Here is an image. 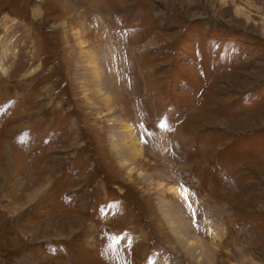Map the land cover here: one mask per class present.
Masks as SVG:
<instances>
[{"label":"rangeland","instance_id":"1","mask_svg":"<svg viewBox=\"0 0 264 264\" xmlns=\"http://www.w3.org/2000/svg\"><path fill=\"white\" fill-rule=\"evenodd\" d=\"M128 3L141 27L128 35L143 72L132 83ZM135 86L187 141L197 135L188 162L144 133ZM0 97L17 110L8 125L0 116V264H127L103 233L112 223L139 236L137 264H264V0H0ZM23 128L49 141L30 152ZM235 164L244 190L229 181ZM181 182L197 193L195 226ZM71 187L87 211L65 199ZM103 203L119 218L98 213Z\"/></svg>","mask_w":264,"mask_h":264},{"label":"bare ground","instance_id":"2","mask_svg":"<svg viewBox=\"0 0 264 264\" xmlns=\"http://www.w3.org/2000/svg\"><path fill=\"white\" fill-rule=\"evenodd\" d=\"M93 62V61H92ZM95 64V63H94ZM90 70H91V72H92V74H93V78L94 79H97L99 76H98V74H99V71H97L98 69H97V67H95V66H91V68H90ZM124 131H125V133L127 134V136H129V137H132L131 136V128L132 127H130L129 125H127V126H125L124 125ZM130 144L128 145L127 144V148L128 149H130L131 151H133L134 152V154H137V152H135V150H139V147H138V145H137V142L135 141V140H133V139H131L130 138ZM140 152V151H139Z\"/></svg>","mask_w":264,"mask_h":264}]
</instances>
